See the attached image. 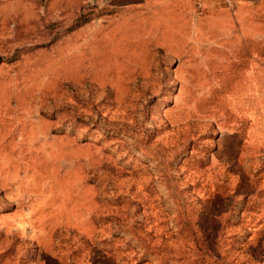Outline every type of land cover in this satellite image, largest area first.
<instances>
[{"label":"rangeland","instance_id":"obj_1","mask_svg":"<svg viewBox=\"0 0 264 264\" xmlns=\"http://www.w3.org/2000/svg\"><path fill=\"white\" fill-rule=\"evenodd\" d=\"M0 0V264H264V0Z\"/></svg>","mask_w":264,"mask_h":264},{"label":"crops","instance_id":"obj_2","mask_svg":"<svg viewBox=\"0 0 264 264\" xmlns=\"http://www.w3.org/2000/svg\"><path fill=\"white\" fill-rule=\"evenodd\" d=\"M195 10L201 15H211L223 12H237L242 5L253 3L255 0H191Z\"/></svg>","mask_w":264,"mask_h":264}]
</instances>
